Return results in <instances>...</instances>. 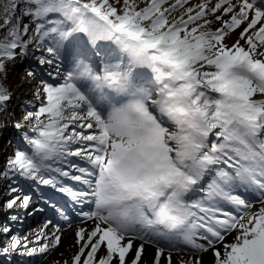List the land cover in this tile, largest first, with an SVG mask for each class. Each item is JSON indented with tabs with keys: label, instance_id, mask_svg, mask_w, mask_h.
Segmentation results:
<instances>
[{
	"label": "snow or ice",
	"instance_id": "snow-or-ice-1",
	"mask_svg": "<svg viewBox=\"0 0 264 264\" xmlns=\"http://www.w3.org/2000/svg\"><path fill=\"white\" fill-rule=\"evenodd\" d=\"M27 58L0 256L79 220L58 264H264V0H0V114ZM41 201L57 219L15 233Z\"/></svg>",
	"mask_w": 264,
	"mask_h": 264
},
{
	"label": "rangeland",
	"instance_id": "rangeland-1",
	"mask_svg": "<svg viewBox=\"0 0 264 264\" xmlns=\"http://www.w3.org/2000/svg\"><path fill=\"white\" fill-rule=\"evenodd\" d=\"M139 2L142 4L143 0H139ZM190 2L195 3L196 0H190ZM236 38H237V33L233 32L227 37V40L228 42H232ZM34 63L35 61L32 58H27L23 61H17L16 65L10 68L8 72V76H7L8 86L10 87V90L12 92V100L9 104V107L14 111L7 112L8 117H11V119L9 118V120L5 121L4 123V125H6V128H3V134L1 136V142H0V169H3V167L5 166L6 158L13 153L14 148L17 145V140L15 139V137L17 136V132L16 129L12 126V123L13 120H19L21 118V115L24 112V108L21 107V105L25 103H32L38 105L39 103V101L36 100L35 96L33 95L34 89L31 87L22 86L23 85L22 76L25 69H27L31 64ZM41 75H43V73H41ZM41 99H43L42 96ZM6 187H7V182L3 178H0V202H2L5 199V197L9 195V193L6 191ZM55 198L57 200H60L61 203H63L64 200L66 199V197L63 196V194H57ZM39 207L43 208L44 210L33 212L30 215L25 216V219L22 222L12 224L13 229H17V234L23 235L28 231V229L36 226V224L39 222H41L40 224L42 223L44 224L47 218H51L54 221L57 219L53 211L49 209L47 206H45L42 201L39 202ZM6 212L11 214V210H5L2 207H0V223L4 222ZM26 220H29V222L26 223L25 225L24 223ZM80 224L82 223H80V221L77 220L75 223L72 224L71 227H67V226L62 227V233L69 230L72 227H77ZM49 230L50 231L52 230L51 226H49ZM3 242H5L4 237L2 234H0V243ZM33 242L36 243L34 240ZM145 246H150L151 248L155 249L154 245L145 244ZM178 254L180 255L182 254L183 256L187 255V253L175 254V256L173 257V264H176V260L179 257H181ZM44 257H46L45 253L37 254L34 257H26V256L21 257L18 253H13L12 260H9L6 256H0V264H34V263L36 264L42 261Z\"/></svg>",
	"mask_w": 264,
	"mask_h": 264
},
{
	"label": "bare ground",
	"instance_id": "bare-ground-1",
	"mask_svg": "<svg viewBox=\"0 0 264 264\" xmlns=\"http://www.w3.org/2000/svg\"><path fill=\"white\" fill-rule=\"evenodd\" d=\"M219 26H220V24L218 22L217 23H213L211 25V27L213 29L218 28ZM48 219H51V218H48ZM29 220H26L24 224L26 225V223H28ZM40 223L41 222L37 223L36 226L28 229V231H27L28 233L26 232L23 235H27L30 238V240H32L33 239V233H38L39 230L44 225L43 223L42 224H40ZM65 226H63V227H65ZM77 227H85L86 229L87 228H91L92 227V222L91 221H87L85 223L80 224ZM77 227H72L69 230L63 232L62 235H61L60 244L58 246H54L47 253H45L46 257H44L42 261H40V262H38L36 264H58V262H60V261H62L64 259H69L71 257V255L76 250L75 247H73V245L75 243V231H76ZM48 231H50V230L48 229ZM15 233H17V229H15ZM232 235H235V233H232ZM232 235L226 237V240L230 241L231 238H232ZM139 243H141V242H139L137 240H134L133 241V246L135 247ZM33 244H35V243L33 242ZM154 252H155L154 248H151L150 246H145L144 256L147 257L149 261L151 260ZM175 254H177V253H174L173 257L175 256ZM178 255L179 256H183L182 254L181 255L178 254ZM203 256H204L205 264H212V255H211L210 251L208 253L203 254ZM163 262H164V258L162 256L161 264H163Z\"/></svg>",
	"mask_w": 264,
	"mask_h": 264
},
{
	"label": "trees",
	"instance_id": "trees-1",
	"mask_svg": "<svg viewBox=\"0 0 264 264\" xmlns=\"http://www.w3.org/2000/svg\"><path fill=\"white\" fill-rule=\"evenodd\" d=\"M13 66H10V68H12ZM3 83L5 84V86L9 87L8 86V81L7 79H4ZM9 120V117H8V114L7 113H3V114H0V121L3 122V124L5 123V121ZM3 134V128H0V142H1V136Z\"/></svg>",
	"mask_w": 264,
	"mask_h": 264
}]
</instances>
